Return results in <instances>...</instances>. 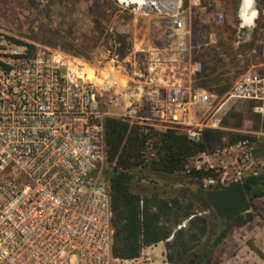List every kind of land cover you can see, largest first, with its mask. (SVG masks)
Masks as SVG:
<instances>
[{"label":"built area","instance_id":"2783aa9c","mask_svg":"<svg viewBox=\"0 0 264 264\" xmlns=\"http://www.w3.org/2000/svg\"><path fill=\"white\" fill-rule=\"evenodd\" d=\"M119 2L162 12L168 40L180 53L190 52L183 0H152L146 6ZM253 2L255 16L249 22L239 6L240 30H252L264 17V8L261 13ZM119 57L111 54L107 70L48 44L23 52L0 44V264H157L149 253L134 259L113 256L110 175L116 163L109 159L106 120L120 118L144 131L180 129L199 142L205 129L222 127V117L216 110L200 119V112L213 105V94L205 88L181 82L145 88L135 81L141 70L128 71ZM201 69L200 62L192 65L193 73ZM116 73L125 77V88L108 101L109 77ZM228 98L253 101L255 112L264 114V63H253ZM229 148L238 152L239 163H256L250 138Z\"/></svg>","mask_w":264,"mask_h":264},{"label":"rangeland","instance_id":"374dc122","mask_svg":"<svg viewBox=\"0 0 264 264\" xmlns=\"http://www.w3.org/2000/svg\"><path fill=\"white\" fill-rule=\"evenodd\" d=\"M255 2L260 11L263 10L264 0L260 4L258 0ZM240 3L241 0H183L191 31L190 52L183 54L162 30L165 20L157 9L138 4L127 6L118 0H0V44L8 51L18 52L30 49V45L48 44L107 70L112 67L111 54L118 52L121 66H127L128 71L141 70V77H135V81L141 80L145 88H167L173 82H181L201 86L213 94V105L199 114L203 120L219 110L222 127L218 130L224 131L223 144L216 151L189 158L186 165L191 170L197 168L198 160H202L197 169L209 170L208 175L202 178L187 175L185 170L167 175L152 168H142L133 184L134 191L141 195L170 193L171 197L191 200L199 214L207 217L212 231L220 215L208 198L205 204L202 195L195 190L203 185L207 192L218 191L233 182L241 167L245 169L239 179L264 170L262 156L254 157L256 163L252 166L244 165L238 162V152L231 150L228 144L233 137L249 135L255 139V148L260 144L264 146V114L255 112L256 103L228 98L229 90L253 63H264V44L261 42L264 17H259L252 33L247 29L240 30ZM250 35L251 39L246 41ZM254 49L259 55L249 56ZM195 62L201 63L200 72L193 73ZM122 78L125 79L118 73L110 75V88L105 95L108 101L120 96V91L125 88ZM131 85L135 87V82ZM224 87L226 92H220ZM138 93L136 90L135 94ZM152 123L156 124L155 121ZM153 128L154 132L167 130L158 126ZM176 130L185 134V131ZM150 151L154 152V147L146 152L153 160L156 156ZM187 187L194 193L184 194ZM239 214H243L248 222L232 225L216 246L210 264H240V259L246 264H257L258 260H264V249L260 248L264 246V197L257 198L254 205ZM181 226H188V221L178 228ZM196 249L202 250L203 244ZM167 252L162 241L148 249L145 247L141 256L149 253L157 264H170Z\"/></svg>","mask_w":264,"mask_h":264},{"label":"trees","instance_id":"16d2710c","mask_svg":"<svg viewBox=\"0 0 264 264\" xmlns=\"http://www.w3.org/2000/svg\"><path fill=\"white\" fill-rule=\"evenodd\" d=\"M258 1L260 4L261 0ZM29 47L34 48L32 45ZM225 90L226 87L221 88L220 92ZM106 127L109 159L116 163L110 175L113 256L134 259L141 255L145 247L164 241L170 264H210L216 246L232 225H244L248 219L243 214L230 220L220 216L210 231L209 220L199 214L191 200L171 197L170 193L162 196L157 192L141 195L134 191L133 184L142 168H152L167 175L183 170L188 171L187 175L201 178L208 175L209 170L203 168L189 170L186 167L188 159L216 151L223 144L224 131L205 129L202 140L193 142L174 128L154 132V128L149 127L148 131H144L137 123L116 117H108ZM244 138L255 140L249 135H239L229 140L228 144ZM148 146L151 149L154 147V152H149L156 156L153 160L146 155ZM253 156L264 158V146L258 145L253 150ZM242 182L249 193L251 206L257 198L264 197V170L243 176ZM195 191L202 195L205 204L208 203L203 185ZM183 193L194 192L187 187ZM185 220L188 226L178 228ZM200 244H203V249L197 250Z\"/></svg>","mask_w":264,"mask_h":264},{"label":"water","instance_id":"95a60500","mask_svg":"<svg viewBox=\"0 0 264 264\" xmlns=\"http://www.w3.org/2000/svg\"><path fill=\"white\" fill-rule=\"evenodd\" d=\"M207 198L218 214L229 220L251 206L249 193L242 179H237L218 191L207 192Z\"/></svg>","mask_w":264,"mask_h":264},{"label":"bare ground","instance_id":"6f19581e","mask_svg":"<svg viewBox=\"0 0 264 264\" xmlns=\"http://www.w3.org/2000/svg\"><path fill=\"white\" fill-rule=\"evenodd\" d=\"M122 2H125L126 0H119ZM132 2H139L142 5H149L152 0H131ZM167 3L170 0H161V2ZM163 3V4H164ZM161 7H162V3H161ZM166 7V6H165ZM165 9V8H163ZM240 14L241 16H247V21L249 22V20H251L254 16H255V9H254V2L253 0H242L241 5H240ZM249 23H246V25H248Z\"/></svg>","mask_w":264,"mask_h":264},{"label":"crops","instance_id":"0c3cea01","mask_svg":"<svg viewBox=\"0 0 264 264\" xmlns=\"http://www.w3.org/2000/svg\"><path fill=\"white\" fill-rule=\"evenodd\" d=\"M260 248H263L264 249V246H260ZM240 264H246V263H243L244 262V259H240L239 260ZM257 264H264V260H258L257 261Z\"/></svg>","mask_w":264,"mask_h":264}]
</instances>
